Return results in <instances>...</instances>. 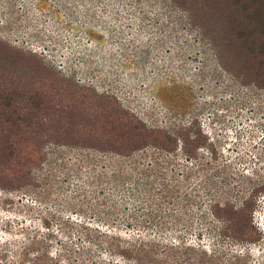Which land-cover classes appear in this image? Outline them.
Masks as SVG:
<instances>
[{
  "label": "rangeland",
  "instance_id": "374dc122",
  "mask_svg": "<svg viewBox=\"0 0 264 264\" xmlns=\"http://www.w3.org/2000/svg\"><path fill=\"white\" fill-rule=\"evenodd\" d=\"M0 264H264V0H0Z\"/></svg>",
  "mask_w": 264,
  "mask_h": 264
},
{
  "label": "trees",
  "instance_id": "16d2710c",
  "mask_svg": "<svg viewBox=\"0 0 264 264\" xmlns=\"http://www.w3.org/2000/svg\"><path fill=\"white\" fill-rule=\"evenodd\" d=\"M99 205L105 206L106 203L105 202H101V204H99ZM227 206L228 205H224V207H227ZM248 206H249V202L248 201H245V202L242 203V208H247ZM215 207L218 208V206H215ZM113 238L116 239V241L118 242V245H117V249H118L117 251L118 252L117 253L119 255H121L122 257H127L129 259L130 254L132 252L136 251V249H134V247L130 243L126 242L122 238H120V237H113ZM144 248H145L144 245H142V246L139 245L137 247V249H139V250H143Z\"/></svg>",
  "mask_w": 264,
  "mask_h": 264
}]
</instances>
